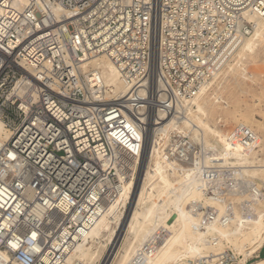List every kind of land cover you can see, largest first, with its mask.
Masks as SVG:
<instances>
[{
	"label": "built area",
	"instance_id": "1",
	"mask_svg": "<svg viewBox=\"0 0 264 264\" xmlns=\"http://www.w3.org/2000/svg\"><path fill=\"white\" fill-rule=\"evenodd\" d=\"M234 1L0 0V264H62L117 197L119 176L137 180L154 128L252 32L241 10L262 0ZM99 57L126 93L91 65ZM127 134L137 151L119 140ZM172 136L170 160L223 179L219 191L258 197L249 179L216 166L217 151ZM257 201L243 216L256 217ZM214 264H235L233 253Z\"/></svg>",
	"mask_w": 264,
	"mask_h": 264
},
{
	"label": "bare ground",
	"instance_id": "2",
	"mask_svg": "<svg viewBox=\"0 0 264 264\" xmlns=\"http://www.w3.org/2000/svg\"><path fill=\"white\" fill-rule=\"evenodd\" d=\"M262 4L241 10L252 24V32L241 39L230 60L220 62L217 71L209 66L212 75L195 97L183 101L180 121L174 118L167 126H158L144 146L137 180L125 181L119 176L117 197L102 210L88 233L74 238L76 243L62 264H188L204 258H208L206 264H214L229 251L235 264H248L258 255L264 247V202L251 206L255 218L243 216L241 205L258 200L252 192L212 188L215 181L225 184L223 179L206 177L197 167L170 160L166 147L170 136H186L191 145L203 143L217 151L215 164L221 171L235 170L234 179H249L256 188L264 187V143L260 139L244 143L241 135L225 136L214 120L222 109L235 104L232 91L256 79L248 67L264 58V0ZM91 65L110 89L127 92L109 59L99 57ZM180 109L177 106V111ZM159 116L164 114L160 112ZM132 136L141 138L136 132ZM119 140L137 151L128 134ZM211 211L215 212L213 216ZM253 264H264V258Z\"/></svg>",
	"mask_w": 264,
	"mask_h": 264
},
{
	"label": "rangeland",
	"instance_id": "3",
	"mask_svg": "<svg viewBox=\"0 0 264 264\" xmlns=\"http://www.w3.org/2000/svg\"><path fill=\"white\" fill-rule=\"evenodd\" d=\"M261 60L264 61V58ZM261 60L259 59L260 62H258V64L248 67L249 73L254 74L256 79H254V81L248 80V82H243L241 89L232 91L231 94L236 99L235 104H232V108L230 107L228 110L222 109L220 112L221 116L220 114L217 115L218 120L214 119L217 121L218 130L221 131L223 135L236 137L241 135L244 143H250L252 139H260L264 143V62ZM182 103L178 104V108L181 109L177 111L174 116L168 118L166 120L167 123L165 122L164 125L167 126L170 119L175 118L180 121L184 116L181 112L182 109H184V104ZM225 113L227 114L225 115ZM157 125L159 124L157 123ZM157 128L158 127H156V129L154 128V133L157 131ZM184 137L186 138V136ZM195 144H198V142ZM255 150L259 151L258 148ZM259 154L261 155L260 152ZM260 191L264 194V187L257 188L258 201L264 202V195L263 199L259 198V196L262 195ZM261 257L264 258V249L261 252ZM257 260V258L251 259L248 261V264H253Z\"/></svg>",
	"mask_w": 264,
	"mask_h": 264
},
{
	"label": "crops",
	"instance_id": "4",
	"mask_svg": "<svg viewBox=\"0 0 264 264\" xmlns=\"http://www.w3.org/2000/svg\"><path fill=\"white\" fill-rule=\"evenodd\" d=\"M263 249H264V247L258 252V255H257L255 258H257V259L262 258V257H261V252H262Z\"/></svg>",
	"mask_w": 264,
	"mask_h": 264
}]
</instances>
